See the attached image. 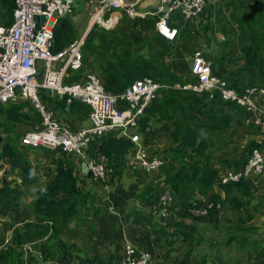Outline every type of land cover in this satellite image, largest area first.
Listing matches in <instances>:
<instances>
[{"label": "trees", "instance_id": "trees-1", "mask_svg": "<svg viewBox=\"0 0 264 264\" xmlns=\"http://www.w3.org/2000/svg\"><path fill=\"white\" fill-rule=\"evenodd\" d=\"M213 1L207 4L205 12L209 6H212ZM14 7V0H0V23L9 25L13 22ZM256 13L257 19H255L254 12L245 13L246 24L249 30L251 29L252 44L245 45L243 48L245 62L242 67L236 72L228 71L226 75L224 74L226 68L220 64L219 59L215 60L211 55L206 58L212 61L213 74L225 78L229 87L240 92L254 83L264 86V54L260 53V49L264 46V4ZM242 30L245 31L246 27ZM89 36L90 31L86 38L88 45L91 41ZM76 38L77 35L70 18L68 16L59 18L54 27L53 49L58 51ZM114 57L115 61L109 62L104 67L101 78L104 89L114 95H121L131 83L145 77H152L156 81L170 85L191 81L190 78L174 73L169 67H163L158 71L154 62L142 58L132 61L128 57L131 60L125 63V70L122 72V53H116ZM81 72H69L66 82L80 81ZM256 72L260 76L256 75ZM247 79H249L248 85L246 84ZM46 97L49 102H54L51 94ZM57 102L61 109L69 105V110L77 113L89 115L91 111L89 105L79 100H73L69 104L66 96L61 97ZM30 111H34L30 101L0 104V160L8 164L9 173L19 175L25 184L40 178L39 175L34 174L37 166L30 163L28 152L20 150L17 142L15 143L18 135L15 134L13 126L31 121L37 123L38 117L35 114L32 115ZM153 123H159L160 130L169 133V137L168 148L163 150V155L150 151L152 155L160 156L165 162L158 171L152 173L138 171L128 165V157L134 152V143L119 132H109L91 141L87 152L91 156L100 154L108 159L110 179H121L127 173L128 167L135 175L134 182L128 186L120 185L117 191L110 193L112 204L123 210L127 203L133 200L138 201L142 206L149 207L153 212L160 195L167 188L175 197L174 200L194 190L201 197L190 205L183 204L184 214L194 215L189 210L193 206L207 208L208 214L197 217L209 221L213 220L222 210L232 208L236 214L237 229L236 233L229 235L228 240L235 241L238 249L248 250L250 246L254 247L257 244L252 241L254 235L251 232L254 226L246 222L253 220L256 211L264 204L263 197H256L262 189L259 184L264 183V176L262 174L242 177L239 181L224 183L222 170L217 162V159H221L224 170H240L246 164L254 148L264 150L262 142L256 139H249L243 147L233 146L229 150V146L233 145L234 141L260 133L259 126L257 127L251 121L250 113L246 108L235 102L224 100L217 91L194 93L163 89L146 107L139 120V132L148 150L150 142L153 139L157 140V133L160 131L153 128ZM240 128L243 131L239 132ZM57 150L60 157L56 160V174L47 179L46 185L38 187L31 206V212L36 214L37 218L15 229L10 243L0 252V264H8L14 259L16 251L28 238L47 235L66 225L72 218L78 216L85 201L92 196L79 185L75 164L69 154L61 148ZM155 173H159L162 186L165 188L160 193L157 190L159 185L149 178ZM25 194L23 184H2L0 185V204L16 211L21 206ZM212 202L213 207H208L207 204ZM225 204L229 205L226 207ZM170 209L172 210V207ZM169 219L170 215L164 220ZM174 225L176 226L174 234L183 240L188 241L194 235V229L183 222L178 221ZM256 252V258L262 260L264 252ZM98 261L105 263L104 260L95 256L89 259L87 264H94ZM106 264H110V261ZM180 264H188V260L185 259Z\"/></svg>", "mask_w": 264, "mask_h": 264}, {"label": "crops", "instance_id": "crops-1", "mask_svg": "<svg viewBox=\"0 0 264 264\" xmlns=\"http://www.w3.org/2000/svg\"><path fill=\"white\" fill-rule=\"evenodd\" d=\"M136 1V10L141 14L140 16L129 17L124 11L119 10L112 14L115 18L120 19L121 16L127 18V20L122 21V29L125 30V35H128V33L133 35L135 38L133 44H127V41L125 42L118 37V45L110 46L106 44L110 41V35L114 30L96 24L90 29V44H86L85 49L83 48L84 69L70 72L82 71V79L87 72H93L101 79L104 67L109 62L113 63L115 61L114 55L116 53H122V72L125 70L124 65L126 62H130L131 59L135 61L142 58L154 62L158 71L163 67H169L174 73L193 80L195 77L192 74L191 66L196 52H201L206 58L211 55L215 60L219 59L220 64H223L226 68L224 74L227 75L228 71L236 72L245 62V59H243L244 46L252 44L250 39L251 29L249 30L246 24L245 13L250 14L254 10L258 11L264 4V0H214L211 3L212 6H209L206 12L204 11L205 13L202 12L190 21L182 20L179 12L173 13L170 23L179 28V35L175 41L170 42L159 34L157 17L152 14L157 10L161 0ZM247 1H250L249 4L254 3L252 7H249L250 9H247L248 6L245 3ZM98 2L99 0H75V10L68 16L70 20L77 14L88 16V22L81 35L75 32L73 27L77 37L83 36L87 32L90 27L91 16L95 12ZM255 19H257V16H255ZM243 27H246L245 31L242 30ZM260 50V53L264 54V46ZM128 57L131 59H128ZM210 62L212 64V61ZM188 72L189 76L186 75ZM256 73L260 76L258 72ZM222 79L225 80V78ZM246 82L248 85L249 79ZM240 83L242 84V81ZM246 87L262 88L259 83ZM50 94L53 96V103L47 100L46 96ZM41 95L42 100L50 108L51 105H57V108H55L59 115V118H57L64 125L72 130L89 125V115L71 111L69 105L65 109L58 106L57 101L64 96L45 91H42ZM253 97L259 103L264 104V95L259 90H254ZM33 109L38 115V111L34 107ZM35 124L32 123L30 129ZM259 129L260 133L256 136L251 135L250 139L261 141L262 147H264V130L260 127ZM25 132L17 137L15 143L17 142L20 150L28 152L30 163L37 166L34 174L39 175L40 179L25 184L21 181L19 175L8 172L4 180L0 182V185L5 183L11 185L23 184L26 193L22 198L21 206L16 211L0 204V252L10 243L16 228H20L27 221L37 218L36 214L31 212L36 190L38 187L46 185L48 183L47 179L56 174V160L60 157L59 151L55 149L47 147L28 149L21 146L20 138ZM69 156L74 161L79 177V185L92 196L85 201L78 216L59 228V231L56 230L47 235H36L28 238L23 246L16 251L14 259L8 264H87L88 260L95 256L104 260L105 263L98 261L94 264H106L108 261H110V264H118L124 255L126 241H131L138 250L148 252L154 264H180L181 261L187 260L186 256L179 257V255L176 260L173 259L170 263L168 258L176 257L172 254V247L168 248L167 254L164 253L165 260H162L159 256L161 248L170 244L167 236L173 235V240L177 238L174 232H170V229L176 230L175 222H183L192 228L191 223L181 221L183 219L177 215V212L183 211V205L174 200L175 203L173 202V204L176 205L172 204L173 212L168 221L155 215L149 207L142 206L138 201L131 200L123 210H120L112 204L109 195L117 191L120 185L128 186L135 181L132 169L128 167L127 173L121 179L109 178L101 182L92 178L90 174L83 173L82 165L86 162L85 160H81L74 155ZM97 156L101 155L97 154ZM227 170L229 169L224 170V172ZM11 175H13V178L9 181ZM159 178L162 180L161 177ZM259 185L264 188V183ZM261 190L263 192L258 198H264V189ZM222 195L224 196L223 192ZM197 196V199L201 197L198 193ZM225 205L227 207L229 204ZM260 208L263 212L264 205ZM226 210V213H218L213 220L197 221L198 226L203 231L201 234L206 236L205 241L202 239L203 235L198 239L199 243H204L200 248L207 250L199 254V264H238L239 257L236 256L235 249L238 251L240 249H238L235 241L228 240L229 235L236 233V214L232 208H226ZM258 215L255 214L253 220L246 222L248 225L252 224L254 226V230L251 232L254 235L252 241L257 243L254 247L249 248V250L253 249L254 256L252 257L250 253L249 261L254 262V264H264V256L262 260L256 258V251L264 252V213L260 217H257ZM257 221H259L258 224H256ZM190 239L183 241L189 242ZM243 251L246 253L245 249ZM188 264L191 263L188 261Z\"/></svg>", "mask_w": 264, "mask_h": 264}, {"label": "built area", "instance_id": "built-area-1", "mask_svg": "<svg viewBox=\"0 0 264 264\" xmlns=\"http://www.w3.org/2000/svg\"><path fill=\"white\" fill-rule=\"evenodd\" d=\"M14 1L13 22L9 25L0 23V104L28 100L39 116V122L20 138L21 146L31 149L61 148L67 154L85 160L92 178L105 181L110 173L108 159L102 155L91 156L87 150L96 137L116 131L134 143V152L128 157L130 167L146 173L158 171L165 162L160 156L152 155L143 144L139 120L146 107L163 89L194 93L217 91L224 100L246 108L252 121L264 130V104L253 97L254 90L264 95V86L258 89L247 87L242 92L229 87L224 79L213 74L211 62L201 52H196L192 61L191 71L195 78L174 85L145 77L135 80L118 96L106 91L101 79L93 72H87L80 81L66 82L70 71L85 67L83 48L91 27L98 24L113 29L119 18L112 14L118 10L124 11L129 17L140 16L136 10V0H99L87 32L58 51L53 49L54 27L59 18L74 12L75 0ZM211 1L161 0L157 10L152 13L157 17L159 34L170 42L175 41L179 28L170 23L172 14L179 12L182 20L190 21L199 16ZM108 12L110 16L107 18ZM42 15L46 16L44 24L35 28V18ZM42 91L66 96L68 103L79 100L89 105V125L76 130L64 125L42 100ZM7 172L8 164L0 160V182ZM262 174L264 150L254 148L243 168L225 171L222 181H239L242 177ZM174 199L171 191H164L153 213L166 219ZM213 205V202L207 204L208 207ZM189 210L198 217L208 214L207 208L193 206ZM118 264L154 263L148 252L140 251L131 241H126L124 255Z\"/></svg>", "mask_w": 264, "mask_h": 264}, {"label": "rangeland", "instance_id": "rangeland-1", "mask_svg": "<svg viewBox=\"0 0 264 264\" xmlns=\"http://www.w3.org/2000/svg\"><path fill=\"white\" fill-rule=\"evenodd\" d=\"M249 2L250 1L245 2L247 4L246 6H248L247 9H250L249 7H252V5L254 4L253 2H251V4H249ZM250 11H253V10H250ZM256 11L257 10H254L253 11L255 13V16H257ZM125 20H127V18L125 16L124 17L121 16L120 19L117 20L115 26H113L114 28L112 29L114 31L110 35L111 36V39L106 44H108L110 46L111 45H115V46L118 45L117 37L120 38V39H123V41H125V42L127 41V44H133V42L135 41V38L133 37V35H131L130 33H128V35H125L126 32H125L124 29H122V21H125ZM71 21L73 23V27H74L75 32H77L79 35H81L84 32L85 27H86V24L88 22V16H86V14H77L76 16H73L71 18ZM80 37H77V38L80 39ZM85 46H86V42H85V45H84V49H85ZM181 60L184 61L183 58H181ZM186 66L188 67L187 64H186ZM186 69L188 70V68H186ZM186 75L189 76V72L186 73ZM56 96H58V95H56ZM56 99H58V97H56ZM51 108H53V111L55 112V114L59 118V115L57 114L58 111L55 109V108H57V105H55V106L52 105ZM30 112H31L32 115L35 114L38 117V115H37V113L35 111L34 112L33 111H30ZM33 122L34 121L27 122V123H19V124L14 125L13 126V129L15 131V134H17L18 136H20V134H22L23 132H25L26 130H28V129L31 128ZM167 126L168 127H171V125H167ZM159 127H160L159 126V123H153V128L154 129L160 130ZM240 131H243V129L240 128L239 132ZM157 134H158L157 135V138H156L157 140L153 139L154 141L152 140L150 142V144H149V148H150L149 151H151L153 153L155 152V153H158V154H162L163 155L164 154L163 153V150H165L166 148H168V137H169V133L160 130V131H158ZM250 137H251V135L250 136H247L244 139H239V140L234 141L232 143L233 145H230L229 146V150H231L233 146L243 147L246 144V142L250 139ZM220 161H221V159H217L218 167L223 171L222 172V174H223L224 173V168L221 165V162ZM12 178H13V175L10 176L9 181H11ZM109 178H110V176H108L107 179H109ZM149 178H150L151 181H153L154 183H156V184L159 185V187L157 188V190H158L159 193L162 190H165V188L162 186V181L159 178V173H155V174L149 176ZM262 189H264V188L262 187ZM166 191H170V189L167 188ZM262 192H263V190H260L257 193L256 197L258 198L261 195ZM197 197H198L197 196V192H195L194 190H190V191L186 192V194L184 195V197H181L180 199H178L176 197V200L181 205H183V204L184 205H187V204L190 205V203H192V202H194V201L197 200ZM172 204H173V202H172ZM172 204H171V206H172ZM173 205H176V204H173ZM221 207H222V205H221ZM172 212H173V208L171 210L170 217L172 215ZM221 212L222 213L223 212L226 213L227 211L226 210H222ZM263 213H264V210L262 212V209L261 208H259L258 211H256V214H259L257 217H260ZM177 215H178V217H180L181 219H183L181 221H185L186 223H189V224L191 223L192 228L194 229V235H192V238L190 239L189 242H184L183 239L181 240V238L178 237V236H177V238H175V240H173L174 239V236L173 235H170V237L167 236L168 239H169L168 242H170V244L169 245H166L163 248H161V253L159 254V256H160V258L162 260H165L166 257H164V253L166 252V254H167L168 248L169 247H172V250H173V253L172 254L175 255L176 257L168 258L170 263H171V261L173 259L176 260L178 258V256L180 255L179 257L186 256L187 260L191 264H199V262H198L199 261V254H202V253L206 252L207 250H205L204 248H200L202 245H204V243L203 244H202V242L199 243V240L198 239L200 238V236L203 235V234H201V232L203 233V231L198 226V224H197L198 222L197 221L198 220H204V219H199L197 216L192 215L190 213L184 214L183 211L182 212H177ZM189 219H191V220H189ZM170 221L173 223L172 220H170ZM258 222L259 221H257L256 224H258ZM174 230L175 229H173V230L170 229V232L173 233ZM205 237H206L205 235L202 236L203 241H205ZM172 240H173V242H172ZM190 244H191V246H190ZM248 245H250V244H248ZM189 246H190V248H189ZM249 248H252V246H250ZM245 251H246V253H244V251L241 248H240L239 251L235 249V254H236L237 257H239L238 264H254V262H252V261L250 262L249 261L250 253H251L252 257H254L253 256V249H250V250L248 249V250H245Z\"/></svg>", "mask_w": 264, "mask_h": 264}, {"label": "water", "instance_id": "water-1", "mask_svg": "<svg viewBox=\"0 0 264 264\" xmlns=\"http://www.w3.org/2000/svg\"><path fill=\"white\" fill-rule=\"evenodd\" d=\"M45 20H46V16L45 15L37 16L35 18V21H34L35 28H39V26L41 24H44ZM82 166H83V173L88 175L89 174V168H88L87 162H84Z\"/></svg>", "mask_w": 264, "mask_h": 264}, {"label": "clouds", "instance_id": "clouds-1", "mask_svg": "<svg viewBox=\"0 0 264 264\" xmlns=\"http://www.w3.org/2000/svg\"><path fill=\"white\" fill-rule=\"evenodd\" d=\"M107 14H109V16H110V12L106 13V15H107ZM106 17H107V16H106ZM8 104H9V103H8ZM142 114H143V113H142ZM56 150H57V149H56ZM229 170H230V169H229ZM89 174H90V173H89Z\"/></svg>", "mask_w": 264, "mask_h": 264}]
</instances>
